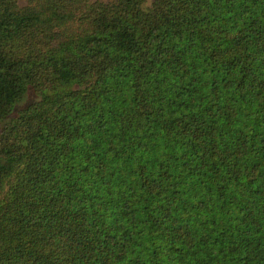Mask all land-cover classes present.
Returning a JSON list of instances; mask_svg holds the SVG:
<instances>
[{
	"label": "trees",
	"instance_id": "1",
	"mask_svg": "<svg viewBox=\"0 0 264 264\" xmlns=\"http://www.w3.org/2000/svg\"><path fill=\"white\" fill-rule=\"evenodd\" d=\"M0 124V264H264V0H0Z\"/></svg>",
	"mask_w": 264,
	"mask_h": 264
},
{
	"label": "rangeland",
	"instance_id": "2",
	"mask_svg": "<svg viewBox=\"0 0 264 264\" xmlns=\"http://www.w3.org/2000/svg\"><path fill=\"white\" fill-rule=\"evenodd\" d=\"M151 1V0H150ZM21 4H25V0H21ZM34 97H32L31 99H33ZM21 106V105H20ZM19 106V107H20ZM0 127H1V124H0Z\"/></svg>",
	"mask_w": 264,
	"mask_h": 264
}]
</instances>
